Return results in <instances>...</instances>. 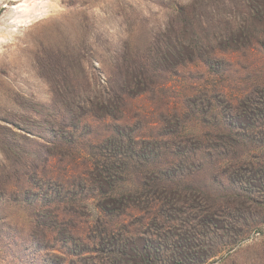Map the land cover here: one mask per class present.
Instances as JSON below:
<instances>
[{
    "label": "rangeland",
    "instance_id": "1",
    "mask_svg": "<svg viewBox=\"0 0 264 264\" xmlns=\"http://www.w3.org/2000/svg\"><path fill=\"white\" fill-rule=\"evenodd\" d=\"M197 60L211 73L184 67ZM163 80L176 85L172 104L188 80L219 94L211 103L194 94L191 113L165 115L164 95L149 94ZM248 90L251 122L253 105L228 100ZM262 98L264 0H0V264H98L104 255L114 264H264ZM130 115L171 119L146 141L168 142L157 157L173 164L175 198L149 179L137 191L132 174L100 191L85 167L122 152L103 138ZM177 127L191 130L184 140L163 137ZM25 177L33 185L15 187ZM159 201L156 221L149 213ZM64 203L76 206L73 221ZM138 205L141 213L121 216ZM121 218L142 236H106Z\"/></svg>",
    "mask_w": 264,
    "mask_h": 264
},
{
    "label": "trees",
    "instance_id": "2",
    "mask_svg": "<svg viewBox=\"0 0 264 264\" xmlns=\"http://www.w3.org/2000/svg\"><path fill=\"white\" fill-rule=\"evenodd\" d=\"M177 35L179 37L178 34H180L179 32L176 31H172L170 34ZM184 67L186 69L190 68L189 71H203L204 74L205 72H210V68L211 65L207 62H205L204 60H197L196 62H189L188 66L187 64L184 65ZM211 73V72H210ZM144 80L150 84V79L149 77L144 76ZM171 80H163L160 84H157V86L155 88L150 89L149 94L151 95L152 93L157 92L158 95H164L165 97V102H164V106L165 109L163 111H161L162 114H169L172 113L175 114L176 117H180L182 118L183 116H185L186 114L191 113L194 109L193 105H194V101L192 100L193 95L194 94H198V93H202L203 94V100L202 102H205L207 99V101L209 103H211L210 100L216 99V92L218 93V91L214 88L211 89H207L206 86H204L203 90L206 91H201L198 84L196 83V81H192V80H188L186 82V85H183L182 90H179V95L181 97V101L176 102L175 104H178V106H174V102L172 104V101L170 100V98H168V92H175L176 89V85L175 84H171L169 85ZM146 82H144L146 84ZM152 87L153 84H150ZM206 85V84H205ZM155 86V85H154ZM216 91V92H215ZM152 92V93H151ZM220 92V91H219ZM254 91H245L242 92L241 94L237 95V97H233V94H231L232 96H228V98H232V99H228L232 102H236L237 105H242L243 103L245 104H249L250 106H254L251 107V112L250 115H248L247 119L251 122L255 117H256V93ZM219 94V93H218ZM226 95V94H224ZM197 96V95H196ZM152 101L153 99H155L154 97H151ZM164 99V98H163ZM260 101V102H259ZM257 103H263L264 104V98H262L261 100H259ZM261 105V104H260ZM258 109H262V108H258ZM165 112V113H164ZM170 116V115H169ZM118 123H120V125H118V127L116 128H106V130L108 131L107 134L104 135L103 140L106 141V143L108 145H111V147H113L116 150H122V152H120V154H111L108 153L106 155H102L100 158L97 159H92L90 162L88 161V163H85V167L89 168L91 171H96V176L99 180V189L100 191H103V186L106 185H114L115 183H117L118 178L122 177L123 174H132L135 179H134V183L136 185V190H142L144 188V186L147 184L146 183V179H149V183L150 185H153V188L156 190L155 193H160L162 195H164L163 193H166L168 195H170L171 197L175 198L177 191L175 189V185L177 183V181L175 180V175H172L171 172H173V164L169 163L167 165H161L158 161H160V158H158L157 156L160 157V153L162 152V150L165 149V151H168V142H165L164 144L162 143H157L155 141V143L153 142H148L146 141L148 137L153 138V137H160V135L162 134H153L154 131L157 130H161L163 129V125H170V120H163L165 122H161V120H152L149 124L142 121L140 119L139 115H134V116H124V117H120V118H115ZM179 122V121H178ZM164 123V124H163ZM163 124V125H162ZM162 125V126H161ZM120 126H124L125 129H130V134H126L124 133L123 128H121ZM191 128V127H190ZM144 129L146 131L147 134H139L140 131ZM177 130H175V132H171L172 134H163V137H166L168 135H172V137H179L182 140H184L183 138L186 136L185 134L190 133L189 131L191 130H187V128H180L177 127ZM189 129V128H188ZM149 132V133H148ZM157 133V132H155ZM185 133V134H183ZM169 136V137H170ZM223 136V135H222ZM154 140V139H152ZM184 143H189V142H184ZM144 144H146L145 146H143ZM173 146H176V143L173 144ZM164 147V149H163ZM124 151V152H123ZM148 153H152V155L154 156L153 158H147L146 154ZM149 157V156H148ZM89 160V158H88ZM217 165V164H216ZM225 166H229L228 163L224 164ZM218 169H222L223 168V164H219V166L217 167ZM45 169V168H44ZM143 169H149V171H144ZM47 173L46 170L42 169V174ZM49 173V171H48ZM51 174V172L48 175V178H51L49 175ZM168 177V181H166L168 184H165V180L163 179V175H165ZM46 175V176H47ZM52 175V174H51ZM145 175V177H144ZM44 176V177H46ZM26 179H19L16 181V185L15 187H22L21 185H23V182H29L31 185H33L32 180L28 179L27 177H25ZM55 178V177H54ZM56 178H61V175L58 174L56 176ZM68 182V181H67ZM83 178L81 179H74V185H76L78 183L79 186H81V183L83 184ZM58 195H61L60 190H56L55 191ZM143 192V191H142ZM120 195L122 196V198L125 197V193L123 191H119ZM141 195V194H140ZM160 202H155L153 204V206H151V210H150V215L157 221V220H161V209L162 206L160 205ZM40 201H37V204H39ZM43 203V202H42ZM61 208V212L64 216L68 217L71 221H73L75 219V217L77 216L76 214V210L74 209V205L72 204H67L64 203L63 206H60ZM142 206L138 205L135 208H131L129 210V212L127 213L126 211L122 212V215H130L132 216L131 213L133 212H137V213H141L142 210ZM173 210L177 211V208L174 206ZM134 214V213H133ZM120 216V217H121ZM72 218V219H71ZM125 219L121 218V221H117V222H112L108 225L107 229H105V234L106 236H110V239L114 241H118L119 239H121V237L117 240H115V236L117 235H121V233L123 232L124 234L127 233H133V236H131V238L134 237V235H141L140 230H130L128 227H126L125 225ZM122 223L124 225H122ZM82 231V232H81ZM86 230V228H83L80 230V233H84ZM107 238V237H106ZM129 238V237H128ZM105 235L103 233L100 234V241H99V246H100V250L104 251L106 246H107V241H105ZM130 240V238H129ZM149 255V253H147ZM147 255L144 254V258H146ZM98 264H114V260L108 256V255H104L103 257H100L98 259Z\"/></svg>",
    "mask_w": 264,
    "mask_h": 264
},
{
    "label": "bare ground",
    "instance_id": "3",
    "mask_svg": "<svg viewBox=\"0 0 264 264\" xmlns=\"http://www.w3.org/2000/svg\"><path fill=\"white\" fill-rule=\"evenodd\" d=\"M24 11L26 12V13H28L27 15H28V17L30 18V16H32L33 14H34V12H35V10H34V7L33 6H30V5H27L25 8H24ZM39 12H37V13H35V14H38Z\"/></svg>",
    "mask_w": 264,
    "mask_h": 264
}]
</instances>
